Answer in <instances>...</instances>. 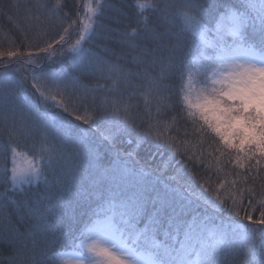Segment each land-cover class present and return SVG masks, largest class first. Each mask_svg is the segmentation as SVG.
<instances>
[{
	"label": "snow or ice",
	"instance_id": "snow-or-ice-1",
	"mask_svg": "<svg viewBox=\"0 0 264 264\" xmlns=\"http://www.w3.org/2000/svg\"><path fill=\"white\" fill-rule=\"evenodd\" d=\"M0 18V264H264V0Z\"/></svg>",
	"mask_w": 264,
	"mask_h": 264
},
{
	"label": "trees",
	"instance_id": "trees-1",
	"mask_svg": "<svg viewBox=\"0 0 264 264\" xmlns=\"http://www.w3.org/2000/svg\"><path fill=\"white\" fill-rule=\"evenodd\" d=\"M3 2L5 3H11L14 2V0H3ZM66 2L71 6L74 3V0H66ZM81 11H82V7H81ZM10 28V25L7 24V20L6 18H0V42L4 41V36L5 34H11L8 32V29ZM17 43H19V41H17ZM22 152L24 151L23 149L21 150ZM197 154H199V150H197ZM198 171L200 169H197Z\"/></svg>",
	"mask_w": 264,
	"mask_h": 264
},
{
	"label": "rangeland",
	"instance_id": "rangeland-1",
	"mask_svg": "<svg viewBox=\"0 0 264 264\" xmlns=\"http://www.w3.org/2000/svg\"><path fill=\"white\" fill-rule=\"evenodd\" d=\"M82 11H83V9H82ZM18 163H21V164L24 163L23 155H21V157L18 158Z\"/></svg>",
	"mask_w": 264,
	"mask_h": 264
}]
</instances>
